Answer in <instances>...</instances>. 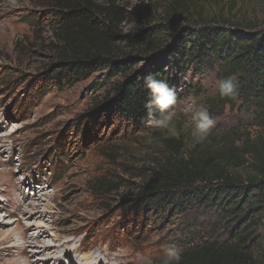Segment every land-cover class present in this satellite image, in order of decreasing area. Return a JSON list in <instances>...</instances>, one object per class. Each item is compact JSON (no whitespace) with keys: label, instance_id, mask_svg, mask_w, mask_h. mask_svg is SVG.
I'll use <instances>...</instances> for the list:
<instances>
[{"label":"rangeland","instance_id":"374dc122","mask_svg":"<svg viewBox=\"0 0 264 264\" xmlns=\"http://www.w3.org/2000/svg\"><path fill=\"white\" fill-rule=\"evenodd\" d=\"M66 2L0 0V236L26 230L36 238L43 232V244L32 251L39 252L35 257L45 264L55 252L65 262L69 256L57 249L66 242H72L66 247L75 260L90 250L103 264H161L163 245L179 248L218 239L225 234V223L215 211L148 213L138 207L140 187L165 160L166 147L159 145L167 136L163 130L91 114L102 99L112 97L120 76L109 78L102 69L66 86L48 81L63 47L55 15ZM90 2L98 11L118 9L121 17L115 24L123 35L133 37L157 32L168 37L211 23L264 27V0ZM133 19L135 25L129 28ZM132 55L131 69L147 65L144 58ZM186 69L183 74L165 70L180 82L174 122L182 156L188 157L199 144L191 135L190 118L200 107L216 121L204 147L215 148L232 131L237 146L246 139L251 144L264 139V127L254 125L251 112L238 104L233 109L219 97L214 88L218 72ZM148 136L153 144L145 143ZM103 248L108 255L100 252ZM11 259L6 257V264Z\"/></svg>","mask_w":264,"mask_h":264},{"label":"trees","instance_id":"16d2710c","mask_svg":"<svg viewBox=\"0 0 264 264\" xmlns=\"http://www.w3.org/2000/svg\"><path fill=\"white\" fill-rule=\"evenodd\" d=\"M61 8L55 17L63 47L56 53L50 84L66 86L102 69L109 78L121 77L112 97L102 99L91 114L155 131L147 127L148 93L141 78L152 74L165 79L178 98L180 82L168 71L183 74L194 68L218 72V80L235 77L239 95L225 98L227 104L247 109L254 125L264 127V27L211 23L168 37L160 32L133 37L119 31L116 8L98 11L90 0H68ZM133 53L147 65L131 69ZM233 136L234 131L212 149L199 143L188 157L179 153L178 139H161L165 160L137 193L138 207L148 213L215 211L227 225L216 240L180 246V264H264V139L258 144L246 139L237 146Z\"/></svg>","mask_w":264,"mask_h":264},{"label":"clouds","instance_id":"9594fccd","mask_svg":"<svg viewBox=\"0 0 264 264\" xmlns=\"http://www.w3.org/2000/svg\"><path fill=\"white\" fill-rule=\"evenodd\" d=\"M134 25L135 20L133 19L128 27L132 28ZM141 79L148 93V98L144 104L147 127L163 130L169 138L178 137L179 133L174 122L176 116L174 106L177 104L178 99L176 91L169 86L165 79H159L155 75L150 74ZM214 88L221 99L235 100L239 95L235 77L216 80ZM190 120L191 135L195 143H203L214 128L215 119L210 115L207 108L200 107L193 111ZM154 142L152 136H148L145 141L147 144H153ZM159 146L162 147L163 145ZM160 257L161 264H180L182 250L174 245L166 244L162 246ZM21 264H27L26 259Z\"/></svg>","mask_w":264,"mask_h":264},{"label":"bare ground","instance_id":"6f19581e","mask_svg":"<svg viewBox=\"0 0 264 264\" xmlns=\"http://www.w3.org/2000/svg\"><path fill=\"white\" fill-rule=\"evenodd\" d=\"M34 196H36V192H35ZM25 208L26 207H24L23 209H25ZM38 208H39V206L36 207L34 210H37ZM47 209H48V207H47ZM30 210H31V208H30ZM34 212H37V211H34ZM37 215H38V213H37ZM0 238H2L0 240V245H6L7 244L4 248H2V251H4V253L0 250L1 251L0 252V260H2V261H0L1 263L6 264L7 260H5V258L6 257L11 258L12 257L14 259H11L8 264H21L20 260H22V258H23V260L26 259L27 264H45V262H42L41 260L38 261V258L35 257V255H38V256L40 255L39 252L32 251V247L37 246L40 243L43 244V241H44V233L43 232H42V234L38 233L36 238L35 237L32 238V236L28 235L26 230H20L19 232H14V233H10V234H4L3 233L0 236ZM45 238H46V236H45ZM61 238L62 237H59V239H61ZM12 240L14 241V243L15 242L17 243L19 240H21L22 243L19 245H11V243H13ZM71 243L72 242H66L64 244H61L58 246V249H57V250H60V252L64 253L65 257L67 255L69 256L66 258V260H64L65 262H62L61 261L62 256H58L57 253L55 252L53 255L47 254L49 256H47L46 259L51 260L50 264H64V263L65 264H72V263L73 264H103V263H105L103 260L100 259L98 254L96 255V253H89L90 250H88L86 254H82L79 257V259L78 258H77V260H75L76 258L73 259L72 257H70V252H67L68 247H66V246L70 245ZM84 243H85V241H84ZM44 247H45V245H44ZM46 247H48V246H46ZM100 252L103 253L104 255H108V252H106V250H104V248ZM73 254H76V250H74ZM129 263L134 264V262L132 260L128 261V264ZM117 264H123V262L117 261Z\"/></svg>","mask_w":264,"mask_h":264}]
</instances>
